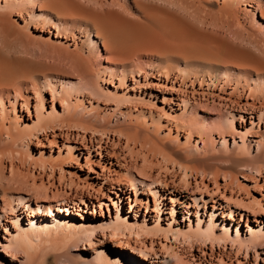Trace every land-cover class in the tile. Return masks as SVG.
Segmentation results:
<instances>
[{
    "label": "bare ground",
    "instance_id": "1",
    "mask_svg": "<svg viewBox=\"0 0 264 264\" xmlns=\"http://www.w3.org/2000/svg\"><path fill=\"white\" fill-rule=\"evenodd\" d=\"M240 14L250 18L254 26L264 30V0H0V103L4 110H6L4 105L8 104L7 107L15 112L16 106L21 102L27 111L30 104L28 92L37 95V101H35L37 117L32 125L20 124L19 117H14L13 125L10 124L5 130H0V144L4 145L0 148V154L4 149L6 151L13 149L12 145L17 142L21 147L28 148L31 139H37L36 133L53 131V126L59 124L57 119L60 118L61 124L68 126L72 124V127L79 128L83 132L86 130L97 132V128L110 127L111 122L107 116L112 110L104 108L101 115L98 112L100 101L115 102L113 110L125 108L126 104L137 101L140 95L134 93V86L130 87L128 81L138 84L139 80L136 79L138 77L161 78L169 82L174 79L176 83L179 82L180 87L185 90L191 89L193 95L202 96L207 101L211 98L214 89L218 87L223 91L229 88L232 93L252 90L258 99L264 97V45H262L264 41L258 42L257 37L255 39L251 33L249 35V30H246L249 31L246 33L244 29H241L244 27H241L238 19ZM239 23L241 28H238ZM49 44L67 45L66 47H71L73 52L63 54L59 49L57 50V46L53 48ZM66 47L63 48L66 49ZM46 57L64 61L68 68L62 67L63 64L55 68L52 63L50 65L46 62L44 59ZM110 86H113L114 91L109 88ZM196 86L199 87V91ZM120 87H123L121 92L118 90ZM44 91L51 95V110L47 112L44 110L46 100L42 97ZM74 91L79 95L72 94ZM71 94L75 97L72 98ZM55 100L66 104L64 114L58 115L54 107ZM196 100L194 98L191 101L188 96L180 98L181 103L176 106H179L178 111H181V117L186 113L203 111L198 108L200 102ZM78 107H81L80 112H78ZM87 111H92L93 115ZM84 113H87V116ZM236 118L234 113L228 111L225 115L218 116V126H216L221 128L219 140L222 147L227 145L225 134L232 132ZM238 120L243 121L244 119L239 115ZM260 120L259 114L258 124ZM152 123L155 133L158 132L157 122L152 121ZM117 124L119 121L116 122V126ZM184 124L181 120L176 126L184 128ZM102 129L104 132V128ZM130 130L131 128L126 127L114 130L112 134L117 132L125 135L127 140L131 138L139 140L142 148H146V145L151 146V151L158 152L163 159L182 167L185 170V176L187 172L197 174V165L208 166L211 162L223 160L221 156H206L200 159L194 155L185 156L178 150H171L168 153L170 157L179 160L175 162L165 155L166 151L158 147L150 136L142 135L139 129L127 133ZM123 131L126 133L123 134ZM76 136L78 137V134ZM191 136L192 132L187 138L190 139ZM80 139L81 144L87 146L84 136ZM90 143L91 147H96L99 153L104 150L102 138L91 136ZM255 144L257 149L253 156L254 161L264 160L262 153L264 144H261V139ZM233 147L250 151L251 143L246 144L245 141H241L238 145L233 141ZM193 149V151L198 150L197 142ZM231 155L228 157L231 166L227 165V169L234 170L235 174L228 173V170L224 174L227 172L229 179L237 182L236 175H239L240 171L236 172V167L241 166L243 162ZM74 156L77 157L76 154ZM40 162V167L44 168L45 166L41 164L46 161L40 159ZM50 169L52 171L53 167ZM146 169L145 164L141 168L125 169L128 177L126 180L137 191L139 189L150 190L158 182ZM210 170L201 171L202 175L216 177L220 171L210 172ZM232 170L229 172H233ZM3 171L4 166L0 162V222L4 221L7 215L15 212L18 207V210L28 212V227L22 228L17 238L11 239L8 245H30L32 238L39 239L52 231H61L67 233L72 241L67 255L61 257V264L62 262L64 264H119L117 256H120V253L116 250L111 254L98 249L91 257L79 262L69 257V254L77 252V256H83L79 252V242L87 241L93 244L92 240L95 238L93 234L97 228L101 229L99 235L104 239L107 238L105 229H111L109 235L115 236L117 230L123 228L121 224H126L125 227L132 232L134 223L126 216L116 215L113 221L110 218L109 222L103 224L97 220L93 223L71 224L70 222L62 223L55 215L48 224L47 222L42 224L44 219L36 224L35 217L44 216V212L52 213L54 210L62 213L64 211L61 195L58 196L60 199L55 198L59 194L53 195L55 196L53 200L43 183L40 186L37 185L38 187L33 186L34 188L29 184L31 187L28 188L27 182H23L17 175L12 179L16 178L13 179L14 182L18 178L21 181L17 180L18 183H15L18 185H14L17 188H14L10 183L12 180L8 181ZM256 171L259 172V170ZM15 172L20 171L16 169ZM20 177L23 178V176ZM53 184L51 183V186ZM118 190L125 194L123 190L119 188ZM199 200L201 198L198 199L195 196L190 199L194 206H198ZM80 205L86 206V203L81 200ZM76 207L80 206L76 205ZM131 212L132 210H129V213ZM53 214L54 212L51 215ZM213 215L212 210L210 216ZM14 218L18 221L16 215ZM212 224L209 221L206 227L202 228L200 221L197 220V229L190 230L189 228L181 236L189 242L200 235L207 236L211 240L215 237L229 239L240 251L245 249L257 252L259 248L264 249L263 227L249 228V236L241 237L238 228L235 236H232L229 232L230 226H226L225 223L217 234L214 230V226L217 225L216 221ZM180 233L179 229H176L174 235L178 236ZM114 242L118 243L119 240L115 239ZM88 248L92 249L90 246ZM115 248L119 249L118 245ZM131 252L136 254L134 248H131ZM140 253H142L140 256L143 261L151 263V258L148 257L145 249ZM1 262L0 264H4ZM168 262L167 264H186L177 255ZM136 264H144V262L139 261Z\"/></svg>",
    "mask_w": 264,
    "mask_h": 264
},
{
    "label": "rangeland",
    "instance_id": "2",
    "mask_svg": "<svg viewBox=\"0 0 264 264\" xmlns=\"http://www.w3.org/2000/svg\"><path fill=\"white\" fill-rule=\"evenodd\" d=\"M243 17L246 16L240 14L238 19L241 27L244 28L239 27L240 23L238 28L244 29L246 33L250 31L249 35L251 33V36L255 39L258 38V42L261 41L260 43H262L264 30L254 26L250 18ZM238 28H236L237 31ZM44 35L47 34L44 33ZM37 44L42 45V43ZM55 46L63 54L73 52L71 47H66L67 45H54L53 48ZM49 58L44 59L49 64L52 63L55 68L61 67L60 64L64 65L62 67L68 68L64 61L52 57L53 61L51 57ZM136 79L139 80L138 84L133 83L134 81H128V85L134 86V93L140 95L137 101L124 104L125 106L121 105L125 108L120 106L121 109L117 108L116 110H113L115 102L100 101L98 112L101 115L104 108H110L114 112L111 113L112 111H110L109 115H111L107 116L111 122L110 127L96 129L99 134L89 130L83 132L79 128L72 127V124L68 126L62 123V125L60 118L57 120H59L58 123L61 127L56 121L55 124L57 125L53 123L55 125L53 131L47 130L36 133L37 139L32 138L31 142L28 143V148L21 147L20 143L17 142L12 145L11 148L13 149L7 150L8 153L4 149L3 155L0 154V162L4 166L3 175L8 181L12 180L10 181L12 187L17 188L14 185H18L17 180L21 181L19 178L23 182H27L28 188L31 187L30 185L38 187L43 183L47 187L51 199L54 200L55 194H59L55 198L63 199L64 211L62 213L53 210L52 213L54 212V214L51 215V212H44V216L35 217V223L39 224L44 219L42 224H46L45 222L48 224L55 215L59 217L62 223L70 222L71 224L93 223L95 220L103 224L109 222L110 218L113 221L116 215L126 216L134 223L132 232L125 227L126 224H121L123 228L120 225V231L117 230L115 236L109 235L111 229H105L107 234L105 239L99 235L101 229H95L93 244H89L87 241L79 242V252L83 256H77V252H70L69 257L77 262L91 257L95 250L102 249L111 254L114 253V250L118 251L120 253V256H117L119 264H136L139 261L144 262V264H167L175 255L185 261L186 264H264L263 248L257 249V252L246 251L245 249L240 251L229 239L224 240L215 237L211 240L207 236L200 235L189 242L181 236L189 228L196 230L197 220L200 221L202 228H205L209 221L213 224L216 221L217 225L214 226V230L217 234L224 223L226 226H230L229 232L232 236H235L237 228L241 237L249 236V228L263 227L264 229V160L254 161L253 157L257 149L255 143L261 139V144H264V97L258 99L252 90L232 93L229 88L223 91L218 87L214 89L211 98L207 101L202 96L193 95L191 89L185 90L180 87L179 82L176 83L174 79L170 82L161 80V78L145 79L138 77ZM109 88L114 91L113 86ZM121 89L123 87L118 88L119 92ZM196 89L198 90L199 87L196 86ZM72 94L79 95L76 91ZM28 95L30 104L27 111L21 102L16 106L15 112L7 107L8 104L4 105L6 108L4 110L0 103V130H5L10 124L13 125L14 117L21 118H18L19 123L27 124V126L35 122L37 95L30 92ZM75 96L72 95V98ZM185 96H188L191 101L196 98V101L200 102L198 108L203 111L186 113L181 117V111H178L179 106L176 104L181 103L180 98H185ZM42 97L46 100L44 110L50 111L51 95L44 91ZM54 107L58 115L64 114V109L66 111L67 108L66 104L57 100L54 101ZM80 108L78 107L79 110L76 108V111L80 112ZM88 111L87 113L93 115L95 110H92L93 112ZM226 111L234 113L237 118L232 132L227 133L228 135L225 134L226 147H222L219 140L221 128L217 127V123L218 116L225 115ZM259 114L261 120L258 124ZM239 115L242 116L243 121L238 120ZM86 116L85 118H88ZM180 118L185 123L184 128L176 126L178 121H181L178 120ZM117 121H119L117 124L119 127L116 126ZM152 121L158 124L159 131L156 133ZM126 127L131 128L127 133L139 129L140 132L142 131V135L150 136L158 147L166 151L164 153L166 156L168 155V158L170 157L168 153L171 150H178L185 156L194 155L200 159L206 156H221L223 160L219 161L220 163L211 162L208 166L205 164L204 166L202 164L197 165V174L187 172V176H185V170L182 167L163 159L158 152L151 151V146L146 145V148H142L139 140H132V138L127 140L125 135L117 132H114L115 135L112 134L114 130ZM102 128H104V132H102ZM190 132H192V136L188 139L187 136ZM124 133L126 132L123 131ZM177 133L178 136L176 137ZM82 136H84L87 146L81 144L80 138ZM91 136L102 138L104 150L101 153L96 147H91ZM233 141L238 145L241 144V141H245L246 144L251 143L250 151L234 148ZM196 142L198 150L193 151ZM2 146L4 145L0 144V148ZM75 154L77 157L74 156ZM230 155L243 162L241 166H238L241 170L236 167V172L242 173L236 175L237 182L227 176L228 173L235 174L234 170L227 169L231 164L228 160ZM170 158L175 162L179 161L172 156ZM40 159L46 161V163L41 164V166H45L42 167L43 170L39 165ZM117 160L119 161L118 165ZM144 164L147 166V172L155 177L158 182L150 190L139 189L137 191L126 180L128 177L125 169L141 168ZM52 167L51 171L50 168ZM16 169L20 172H15ZM200 170L220 171L214 177L213 175H202ZM231 170L233 172H229ZM10 171L13 172L10 173ZM225 171L228 173L224 174ZM26 173L28 175H25ZM16 175L19 177L15 181L17 183L14 182L16 178L12 179ZM51 183L54 184L51 186ZM118 188L123 190L125 194ZM193 196L198 199L201 198L197 203L198 206H194V203L190 201ZM81 200L86 203V206L80 205ZM76 205L80 207H76ZM18 209L0 222V261L4 264H61V257L67 255L68 248L72 244L67 233L52 231L39 239L32 238V242L30 245L26 244L27 246L8 245L11 239L17 238L18 232L22 228L28 227L27 210ZM129 210L132 212L129 213ZM212 210L214 215L210 216ZM15 215L18 217V221L15 220ZM176 229L181 232L178 236L174 235ZM115 239L119 240V244L114 242ZM116 245L119 249L115 248ZM88 246L92 249L89 250ZM131 248L135 249L136 254L131 252ZM144 249L148 257L151 258V263L142 260L140 251H144ZM122 253L124 255L121 256ZM62 264L64 263L62 262Z\"/></svg>",
    "mask_w": 264,
    "mask_h": 264
}]
</instances>
